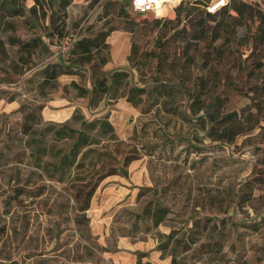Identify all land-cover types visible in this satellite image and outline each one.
Returning a JSON list of instances; mask_svg holds the SVG:
<instances>
[{"label": "rangeland", "instance_id": "1", "mask_svg": "<svg viewBox=\"0 0 264 264\" xmlns=\"http://www.w3.org/2000/svg\"><path fill=\"white\" fill-rule=\"evenodd\" d=\"M35 1L12 0L21 8L19 15L0 10V264H171L172 245L166 251L160 249L163 235L173 229L178 232L175 239L181 238L195 221L200 222L201 229L203 223H210L209 231L199 234V229H194L193 235L200 241L192 245L191 252L182 254L177 249L175 264H264V224L261 222L257 231L246 227L264 217V187L255 193V201L236 204L240 187L255 168L256 155L251 147L242 145V139L228 145L208 138L197 119L201 114L187 118L190 112L186 99L171 88L175 74L159 70L158 76L155 62L150 64L146 56L141 57L156 49L164 27L152 22V14L135 13L129 0H70L64 12L59 10L58 0ZM195 1L182 0L185 5ZM210 1L199 0L202 6ZM119 7L123 8L120 15ZM168 18L172 20L171 29L174 9ZM100 33H107L106 48L95 59L105 61V72L123 69L128 72L129 86L149 91L140 97L139 105L133 106L124 98L106 104L102 98L88 108V91L93 88L91 72L87 65L72 66V49L77 39ZM11 37L24 41L40 37L47 49L39 46L23 53L10 44ZM132 46L138 48V54L130 60ZM169 46L171 59L182 44L173 49L172 41ZM59 60L71 64L73 70L56 81L43 82L40 71ZM155 79L168 90L162 96L152 89ZM120 90L126 93L128 88ZM35 105L44 106L40 128L69 122L79 129L80 123L71 120L75 113L89 121L107 114L118 138L128 140L135 135L133 141L141 143L139 147L145 145L141 152L146 156L129 165L127 177L106 178L92 197L86 213L91 241L104 251L84 249L89 244L81 241L67 223L62 189L39 177L40 171L33 167L35 151L15 141L21 139L24 113ZM48 140L51 154L52 148L67 149L70 145ZM176 178L180 180L174 184ZM39 184L47 185V195L42 198L50 202L42 204L41 198L26 210L13 209L9 217L5 214V203L14 187L25 185L33 190ZM147 188L152 190L147 192ZM141 189L143 196L137 201ZM54 191L62 197L57 200ZM54 198L59 203L50 213ZM156 199L170 208L164 223L155 229L139 223L136 230H130L131 216ZM24 211L26 236L17 237L14 232L21 228ZM202 242L223 247H216L197 261L198 256L192 253Z\"/></svg>", "mask_w": 264, "mask_h": 264}, {"label": "trees", "instance_id": "2", "mask_svg": "<svg viewBox=\"0 0 264 264\" xmlns=\"http://www.w3.org/2000/svg\"><path fill=\"white\" fill-rule=\"evenodd\" d=\"M212 1L214 0L205 3V6L199 0L186 5L180 1L163 8L158 16L152 14V22L162 25L165 32L158 34L156 49L142 52L141 57L146 56V61L150 64L155 62L154 69L158 76L159 70L175 74L176 82H173L171 88H176L186 99L190 112L187 118L189 115L201 114L197 119L201 121V127L208 138L228 145L242 139V145L251 147L256 155L255 168L251 177L240 187L236 204L251 203L257 199L255 193L264 187V0H228L219 10L210 13L207 8ZM69 2L70 0H58L59 10L64 12ZM173 9L174 27L170 29L172 20L168 18V14ZM0 10L13 16L19 15L21 8L13 5L12 0H4L0 3ZM120 13H123L121 7L118 15ZM1 20L2 16L0 25ZM106 37L107 33L83 37L73 45L72 66L87 65L91 72L93 88L88 91L87 106L90 108L97 99L102 98L106 104L111 99L124 98L127 103L137 106L141 102L140 97L149 91L145 87L129 86L128 72L123 69L105 72L102 70L105 61L102 58L95 59V55L106 48ZM9 41L23 53L39 46L47 49L40 37L31 41L11 37ZM172 41L173 49L180 44L182 47L176 48L174 57L170 59L172 48L169 45ZM178 49H181L180 55L177 54ZM137 52L138 48L132 46L130 60L134 59ZM72 66L60 60L47 65L40 71L42 81H56L58 77L73 70ZM153 83L152 89L158 95L162 96L163 91H168L164 90L163 82L158 79ZM73 86L78 87L76 84ZM123 87L128 88L126 93L120 90ZM240 100H244L245 104L240 105ZM30 108L32 110L25 112L23 116L21 139L15 141L23 148L32 147L35 151L36 164L33 167L40 171L39 177L62 189L60 193H63L65 199L67 223L80 235L81 241L89 244L84 249L98 250L99 246L91 241L89 218L86 215L92 197L106 178L127 177L129 165L146 156V152H141L145 145L139 147L141 143L133 141L135 135L128 140L118 138L107 114L89 121L82 114L75 113L71 120L80 123L79 129L72 128L69 122L40 128L44 106L35 105ZM20 110L23 112V108ZM48 138L54 143L67 141L70 143L69 148H52L51 154L47 149ZM179 180L176 178L172 181L175 184ZM151 190L145 189L147 192ZM45 191V184H39L33 190L27 189L25 185L14 187L5 203V214L9 217L12 216L13 209L26 210L28 206H33L35 201L47 195ZM142 191L143 189L139 190L137 201L143 196ZM54 193L57 200L62 197L58 192ZM28 199H31L30 204L26 203ZM57 200H52L50 213L53 212V206L57 207ZM43 201L50 202L51 199H43L42 204ZM169 212L170 208L161 200H150L138 215L131 216L133 219L130 230H136L139 223L147 229H155L164 223ZM58 214L61 215L60 211ZM22 218L21 228L14 227V235L17 237L26 236L28 220L25 211ZM261 222L264 224V217L246 227L257 231ZM209 225L210 223H203L201 229L200 222L195 221L193 227L178 239H175L178 232L172 229L168 235H163L165 241L160 244V249L166 251L172 245L171 264H175L174 253L177 249L180 248L182 254L191 252L192 245L200 241L194 237L193 230L199 229V234L206 233ZM213 229L215 226H212ZM7 232L5 230V234ZM12 241L13 238L10 242ZM216 247L221 249L223 245L216 243L210 247L202 242L192 255L198 256L197 261H202Z\"/></svg>", "mask_w": 264, "mask_h": 264}, {"label": "built area", "instance_id": "3", "mask_svg": "<svg viewBox=\"0 0 264 264\" xmlns=\"http://www.w3.org/2000/svg\"><path fill=\"white\" fill-rule=\"evenodd\" d=\"M182 0H129L132 10L137 14L151 13L158 16L163 8L167 6L175 5ZM222 3L221 0H214L208 6L207 10L210 13H214L227 3Z\"/></svg>", "mask_w": 264, "mask_h": 264}, {"label": "clouds", "instance_id": "4", "mask_svg": "<svg viewBox=\"0 0 264 264\" xmlns=\"http://www.w3.org/2000/svg\"><path fill=\"white\" fill-rule=\"evenodd\" d=\"M222 3L226 2V0H221Z\"/></svg>", "mask_w": 264, "mask_h": 264}]
</instances>
